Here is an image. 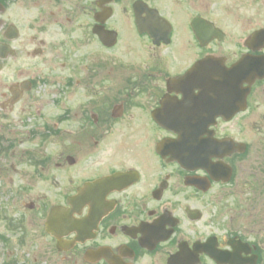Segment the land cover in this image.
I'll list each match as a JSON object with an SVG mask.
<instances>
[{"label":"flooded vegetation","instance_id":"obj_1","mask_svg":"<svg viewBox=\"0 0 264 264\" xmlns=\"http://www.w3.org/2000/svg\"><path fill=\"white\" fill-rule=\"evenodd\" d=\"M0 264H264V0H0Z\"/></svg>","mask_w":264,"mask_h":264},{"label":"water","instance_id":"obj_2","mask_svg":"<svg viewBox=\"0 0 264 264\" xmlns=\"http://www.w3.org/2000/svg\"><path fill=\"white\" fill-rule=\"evenodd\" d=\"M245 62H246V61L244 60V61H241L240 64H239V69H240L241 73L243 72V69H241V67H242L243 64H245ZM260 73H261V72H260ZM260 73H259V70L252 69L250 75H251L252 77H254V76L259 77V76H260V75H259ZM260 77H261V76H260Z\"/></svg>","mask_w":264,"mask_h":264}]
</instances>
